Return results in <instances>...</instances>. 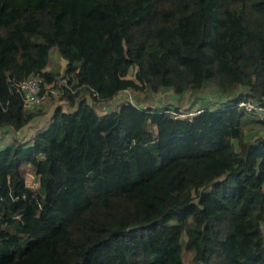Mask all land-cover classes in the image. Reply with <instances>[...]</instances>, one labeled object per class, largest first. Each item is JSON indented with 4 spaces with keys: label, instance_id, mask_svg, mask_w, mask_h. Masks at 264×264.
<instances>
[{
    "label": "trees",
    "instance_id": "16d2710c",
    "mask_svg": "<svg viewBox=\"0 0 264 264\" xmlns=\"http://www.w3.org/2000/svg\"><path fill=\"white\" fill-rule=\"evenodd\" d=\"M51 48L69 109L0 147V264H264V123L233 107L264 104V0H0V127L43 114L14 85L53 83ZM206 85L191 117L87 98Z\"/></svg>",
    "mask_w": 264,
    "mask_h": 264
},
{
    "label": "rangeland",
    "instance_id": "374dc122",
    "mask_svg": "<svg viewBox=\"0 0 264 264\" xmlns=\"http://www.w3.org/2000/svg\"><path fill=\"white\" fill-rule=\"evenodd\" d=\"M51 49H53V51L49 57L46 69L48 71L56 73V76L55 81L53 83H50L49 86L59 85L60 83H63L64 78L62 77V75L65 68V61L60 56L56 48ZM135 69V66L130 67L127 77L134 79ZM87 98L89 100V103L95 108L98 113H104L113 109H117L121 104L128 101L136 103L141 107L173 108L175 106H178L181 111H186L189 109L202 107L205 104L217 101L219 100L218 98H220V94L212 85H206L203 91L188 90L182 95L175 94L171 89H162L158 92H153L146 87L141 89L140 91H135L132 89L121 90L118 94H116V96L108 101L95 100L90 96H88ZM56 105H61L65 110L69 109V105L65 100L60 99V95L50 96L43 103L33 107L36 110L38 108H41V111H43V116L37 119L38 122H33L32 120L19 132L14 131L10 127H0V147L4 146L8 142H11L14 137H17V139L21 141L30 140L36 129L46 126L52 110ZM244 130L248 137H252L263 134L264 126L258 123L250 125L246 124L244 126ZM26 183L32 188H35L38 185L37 179L29 169L26 171ZM190 257L191 252L185 250L183 252L184 262L190 264Z\"/></svg>",
    "mask_w": 264,
    "mask_h": 264
},
{
    "label": "built area",
    "instance_id": "2783aa9c",
    "mask_svg": "<svg viewBox=\"0 0 264 264\" xmlns=\"http://www.w3.org/2000/svg\"><path fill=\"white\" fill-rule=\"evenodd\" d=\"M47 84V85H46ZM50 83H44L43 79L39 75H32L15 83L14 87L17 92L20 93L25 108H33L50 96L60 95L63 93V89L59 85H50ZM61 85L67 86L66 78L63 79ZM235 109L244 111L246 114L264 123V104L254 101L253 99H242L235 103L233 106ZM203 109L197 107L186 111H179L177 116L191 117ZM175 114V112H172Z\"/></svg>",
    "mask_w": 264,
    "mask_h": 264
},
{
    "label": "crops",
    "instance_id": "0c3cea01",
    "mask_svg": "<svg viewBox=\"0 0 264 264\" xmlns=\"http://www.w3.org/2000/svg\"><path fill=\"white\" fill-rule=\"evenodd\" d=\"M219 100H217V101H214V102H211V103H209V104H207L208 106H210V107H216V106H218L221 102H223V100H225V97H223V96H221L220 95V98H218ZM220 101V102H219ZM41 116H43V115H39V116H37V117H35L34 119H33V122H38L37 121V119L39 118V117H41ZM50 119V118H49ZM48 122H49V120H48ZM47 122V123H48ZM30 123V122H29ZM250 124H255V123H249L248 122V124L247 125H250ZM24 127H26V126H24ZM39 129V128H38ZM37 130V129H36ZM35 130V131H36ZM263 132H264V130H263ZM248 133V132H247ZM264 134V133H263ZM263 134H261V135H263ZM9 143V142H8Z\"/></svg>",
    "mask_w": 264,
    "mask_h": 264
}]
</instances>
